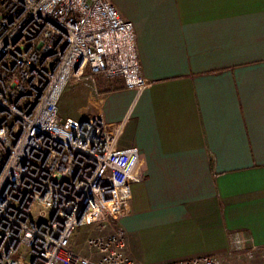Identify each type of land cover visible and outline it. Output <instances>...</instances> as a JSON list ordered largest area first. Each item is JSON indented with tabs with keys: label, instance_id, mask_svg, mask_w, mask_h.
<instances>
[{
	"label": "crops",
	"instance_id": "obj_1",
	"mask_svg": "<svg viewBox=\"0 0 264 264\" xmlns=\"http://www.w3.org/2000/svg\"><path fill=\"white\" fill-rule=\"evenodd\" d=\"M132 22L140 92L70 81L61 117L122 125L143 177L118 222L138 264L226 258L242 232L264 247V0H109ZM126 133V138L123 135Z\"/></svg>",
	"mask_w": 264,
	"mask_h": 264
},
{
	"label": "built area",
	"instance_id": "obj_2",
	"mask_svg": "<svg viewBox=\"0 0 264 264\" xmlns=\"http://www.w3.org/2000/svg\"><path fill=\"white\" fill-rule=\"evenodd\" d=\"M96 75L148 85L134 26L109 0H0V264H138L118 220L143 177L139 148H118L122 125L99 115H59L65 86ZM111 223L86 239L87 255L72 249L80 227ZM232 244L264 259L242 232Z\"/></svg>",
	"mask_w": 264,
	"mask_h": 264
},
{
	"label": "rangeland",
	"instance_id": "obj_3",
	"mask_svg": "<svg viewBox=\"0 0 264 264\" xmlns=\"http://www.w3.org/2000/svg\"><path fill=\"white\" fill-rule=\"evenodd\" d=\"M61 114V110H59ZM126 133L123 138H126ZM113 223L106 224L105 226L91 225L80 227L73 235L71 247L82 255H87L85 249V241L91 236L104 235L111 232ZM224 264H264V259L257 253L248 255L247 253H231L228 257L223 258Z\"/></svg>",
	"mask_w": 264,
	"mask_h": 264
}]
</instances>
